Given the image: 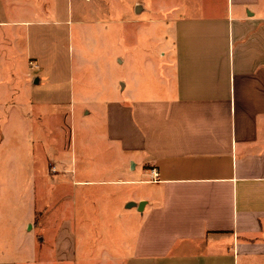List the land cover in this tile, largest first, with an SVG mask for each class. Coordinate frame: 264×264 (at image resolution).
<instances>
[{
	"label": "crops",
	"instance_id": "obj_1",
	"mask_svg": "<svg viewBox=\"0 0 264 264\" xmlns=\"http://www.w3.org/2000/svg\"><path fill=\"white\" fill-rule=\"evenodd\" d=\"M202 2L169 20L155 58L124 62V98L107 104L123 154L58 160L57 201L32 197L25 220L43 236L0 264H264V0ZM16 93L0 84V111Z\"/></svg>",
	"mask_w": 264,
	"mask_h": 264
},
{
	"label": "rangeland",
	"instance_id": "obj_2",
	"mask_svg": "<svg viewBox=\"0 0 264 264\" xmlns=\"http://www.w3.org/2000/svg\"><path fill=\"white\" fill-rule=\"evenodd\" d=\"M202 4L0 0V77L6 80L0 84L20 92L14 95L18 111H0V259L16 245L29 251L30 238L43 236L41 226L30 230L25 220L32 197L37 204L46 194L57 201L58 160L68 159L71 166L85 153L103 165L123 154L107 139V104L124 98V62L139 55L155 58L160 49L153 40L167 38L169 20L197 12ZM97 170L105 175L97 173L94 179L111 176L117 168ZM39 212L37 206L36 221ZM46 242L33 243L40 263L49 249Z\"/></svg>",
	"mask_w": 264,
	"mask_h": 264
},
{
	"label": "built area",
	"instance_id": "obj_3",
	"mask_svg": "<svg viewBox=\"0 0 264 264\" xmlns=\"http://www.w3.org/2000/svg\"><path fill=\"white\" fill-rule=\"evenodd\" d=\"M151 175H152V177H151L152 181H155L158 177L156 170H152Z\"/></svg>",
	"mask_w": 264,
	"mask_h": 264
},
{
	"label": "water",
	"instance_id": "obj_4",
	"mask_svg": "<svg viewBox=\"0 0 264 264\" xmlns=\"http://www.w3.org/2000/svg\"><path fill=\"white\" fill-rule=\"evenodd\" d=\"M139 10H140L139 6H136L135 12H138ZM140 205H142V204H140Z\"/></svg>",
	"mask_w": 264,
	"mask_h": 264
}]
</instances>
